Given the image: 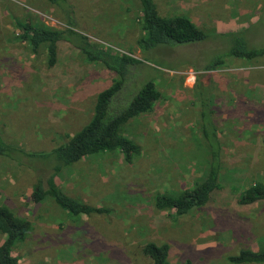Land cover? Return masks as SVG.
Instances as JSON below:
<instances>
[{"label": "rangeland", "instance_id": "374dc122", "mask_svg": "<svg viewBox=\"0 0 264 264\" xmlns=\"http://www.w3.org/2000/svg\"><path fill=\"white\" fill-rule=\"evenodd\" d=\"M75 1L79 31L139 60L135 82L154 81L160 98L121 130L139 148L131 163L118 151L103 153L56 176L67 195L109 214L74 219L51 199L33 204L41 160L20 165L0 157V205L32 225L13 251L18 264H151L143 253L149 242L169 245V264H230L240 250L264 247V201L237 204L244 189L264 181V56L230 57L214 71L200 70L226 48L217 34L246 30L248 41L264 48V0H154L161 15L187 16L208 39L147 52L136 44L142 32L135 0ZM26 19L54 30L65 24L45 0H0V135L40 154L90 121L96 95L116 76L67 43L48 68L45 48L34 55L17 37L15 21ZM209 108L222 144L220 189L184 216L155 209V195L180 193L204 178L201 111Z\"/></svg>", "mask_w": 264, "mask_h": 264}, {"label": "trees", "instance_id": "16d2710c", "mask_svg": "<svg viewBox=\"0 0 264 264\" xmlns=\"http://www.w3.org/2000/svg\"><path fill=\"white\" fill-rule=\"evenodd\" d=\"M45 1L60 9L65 28L54 30L37 25L29 19L16 20L14 26L19 41L26 43L34 55L44 47L48 68L56 66L59 45L67 43L78 51L87 63L101 65L114 73L116 79L111 85L98 92L90 121L66 143L50 150L51 152L39 154L13 147L0 135V157L20 165L29 163V160H41L38 179L30 195L33 204L51 199L74 219L81 216L109 214L110 211L106 208L90 206L67 195L57 185L56 176L63 168L103 153L118 151L123 155L126 163H131L139 154V148L133 141L123 137L121 130L130 120L151 111L160 94L152 80L135 82V76L131 72L141 64L139 60L99 47L79 31L78 5L75 0ZM135 1L141 14L139 23L142 35L136 41L140 50L147 52L163 47H174V45L199 43L208 39V35L198 29L187 16H163L154 0ZM215 38L222 40L226 48L219 55H214L200 70L214 71L230 57L250 61L264 56V48L256 47L248 41L246 30L217 34ZM213 113L211 108L207 112L201 111V139L206 146L208 157L204 178L191 189L180 193L155 195L153 199L155 209L174 211L175 216H184L193 209L208 204L220 189L222 144L213 120ZM263 201L264 181L254 182L244 189L238 195L237 204L249 206ZM31 228L29 220L17 217L7 207L0 205V234L4 236L0 244V264H18L13 251L18 244L25 241ZM143 253L150 259L151 264H169L171 249L168 244L149 242L144 245ZM227 261L230 264H264V247L257 251L240 250L236 255L229 256ZM185 264L192 263L186 261Z\"/></svg>", "mask_w": 264, "mask_h": 264}]
</instances>
